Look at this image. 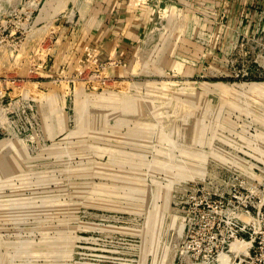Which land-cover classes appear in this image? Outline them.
Listing matches in <instances>:
<instances>
[{"label": "rangeland", "instance_id": "374dc122", "mask_svg": "<svg viewBox=\"0 0 264 264\" xmlns=\"http://www.w3.org/2000/svg\"><path fill=\"white\" fill-rule=\"evenodd\" d=\"M86 1L0 0V264H264V0Z\"/></svg>", "mask_w": 264, "mask_h": 264}, {"label": "crops", "instance_id": "0c3cea01", "mask_svg": "<svg viewBox=\"0 0 264 264\" xmlns=\"http://www.w3.org/2000/svg\"><path fill=\"white\" fill-rule=\"evenodd\" d=\"M228 10L241 9L245 6H251L255 0H225ZM84 7L92 8L91 13L86 17L88 22H91L95 27L104 23H118L126 21H133L140 16V9H142V17L146 19L147 9L145 5H136L131 0H88L84 3ZM95 23V24H94Z\"/></svg>", "mask_w": 264, "mask_h": 264}, {"label": "bare ground", "instance_id": "6f19581e", "mask_svg": "<svg viewBox=\"0 0 264 264\" xmlns=\"http://www.w3.org/2000/svg\"><path fill=\"white\" fill-rule=\"evenodd\" d=\"M242 245V244H241ZM240 246V245H239ZM240 248H241V246H240Z\"/></svg>", "mask_w": 264, "mask_h": 264}]
</instances>
